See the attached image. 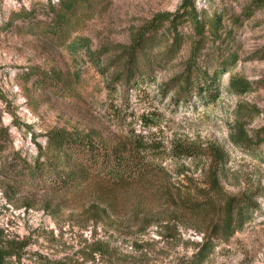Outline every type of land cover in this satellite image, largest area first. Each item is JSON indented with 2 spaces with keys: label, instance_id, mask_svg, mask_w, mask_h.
I'll list each match as a JSON object with an SVG mask.
<instances>
[{
  "label": "rangeland",
  "instance_id": "374dc122",
  "mask_svg": "<svg viewBox=\"0 0 264 264\" xmlns=\"http://www.w3.org/2000/svg\"><path fill=\"white\" fill-rule=\"evenodd\" d=\"M89 1L79 0L59 30L62 0H0V240L26 243L20 264H190L195 247L188 240L200 235L181 229L172 239L137 214L165 185L183 179L177 166L185 161L169 153L179 139L208 152L220 148L225 192H247L254 201L252 218L204 264H264V0H195L199 11L224 13L240 60L219 78L216 100L193 95L179 104L174 95L191 27L182 26L186 41L175 58L136 80L129 81L127 48L155 16L177 11L183 0ZM167 47L161 39L153 58ZM232 78L249 81L250 90L233 91ZM55 130L91 134L109 147L135 136L155 140L151 159L160 170L145 178L147 185L123 186L97 174L65 186L43 164L30 175L38 158L47 164L40 151ZM243 131L250 143H242ZM83 159L76 154L77 164L63 167L77 169ZM190 161L188 173L204 182L212 158L196 162L198 170Z\"/></svg>",
  "mask_w": 264,
  "mask_h": 264
},
{
  "label": "trees",
  "instance_id": "16d2710c",
  "mask_svg": "<svg viewBox=\"0 0 264 264\" xmlns=\"http://www.w3.org/2000/svg\"><path fill=\"white\" fill-rule=\"evenodd\" d=\"M78 1L62 0V9L56 15L59 30L72 20L70 16L76 10ZM85 2L90 4L89 0ZM186 24L192 29L190 55L185 70L177 78L174 100L179 104L196 95L201 101L209 103L216 100L220 93L219 78L237 65L240 55L238 49L233 48L234 30L225 29L224 13L216 11L210 15L205 9L199 11L195 0H183L177 11L158 14L133 36V44L126 51L128 67L131 68L128 72L129 81L132 78L136 80L138 75L145 77L144 73L153 74L156 66H163L175 58L186 41L182 30ZM161 39L167 40L168 47L158 60L152 54ZM230 86L233 91L241 94L250 90L251 83L232 78ZM0 99L5 100L1 92ZM240 138L243 144L251 142L244 131L240 133ZM158 147L157 141L146 140L143 136H135L127 142L109 147L91 134L55 130L47 135L46 152L42 148L40 151L39 157L46 156L47 164L41 163L38 158L35 166L29 167V174L36 173L43 164L47 165L43 171L48 169L50 175L65 186L78 187L91 174L106 178L117 186L132 180H140L147 185L145 178L160 170L151 159V154ZM169 153L185 161L179 162L177 166V173L183 179L179 185H165L159 197L155 196L157 198H154V203L141 205L137 212L138 220L147 219L148 225L156 222V226L165 229L168 232L166 236L172 239L180 234L181 229L196 232L201 236L200 240H188L195 247L190 264H204L219 244L229 242L252 218L254 201L247 192L240 196L225 192L219 171L225 153L220 148L208 152L205 147L192 141L174 139ZM76 154L84 156L77 169L63 167L65 163H76ZM203 158H212V162L207 169L204 167L206 179L199 183L188 173L191 165H187L186 160H192L190 162H194L198 170L196 162ZM161 169L164 171L163 167ZM184 224L189 227H182ZM25 246L26 243L22 241L0 240V264H20ZM94 252L102 251L96 249Z\"/></svg>",
  "mask_w": 264,
  "mask_h": 264
}]
</instances>
